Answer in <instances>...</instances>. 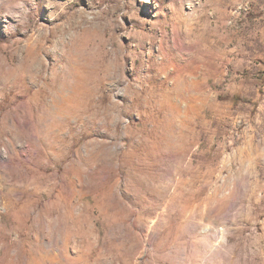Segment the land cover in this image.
<instances>
[{
    "label": "rangeland",
    "instance_id": "374dc122",
    "mask_svg": "<svg viewBox=\"0 0 264 264\" xmlns=\"http://www.w3.org/2000/svg\"><path fill=\"white\" fill-rule=\"evenodd\" d=\"M3 2L0 264H264V0Z\"/></svg>",
    "mask_w": 264,
    "mask_h": 264
},
{
    "label": "clouds",
    "instance_id": "9594fccd",
    "mask_svg": "<svg viewBox=\"0 0 264 264\" xmlns=\"http://www.w3.org/2000/svg\"><path fill=\"white\" fill-rule=\"evenodd\" d=\"M2 2H3V0H2ZM3 3H4V2H3ZM4 6H5V12H6V14L11 15V16L17 18L18 21H19V23H20V24L23 26V28H24L25 25L29 22V20H28V16H27V13H19V14L8 13V12H7V8H6L5 3H4Z\"/></svg>",
    "mask_w": 264,
    "mask_h": 264
}]
</instances>
